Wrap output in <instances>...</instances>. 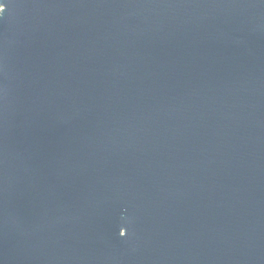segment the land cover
Instances as JSON below:
<instances>
[{
	"label": "water",
	"instance_id": "water-1",
	"mask_svg": "<svg viewBox=\"0 0 264 264\" xmlns=\"http://www.w3.org/2000/svg\"><path fill=\"white\" fill-rule=\"evenodd\" d=\"M0 15V264H264V0Z\"/></svg>",
	"mask_w": 264,
	"mask_h": 264
},
{
	"label": "clouds",
	"instance_id": "clouds-1",
	"mask_svg": "<svg viewBox=\"0 0 264 264\" xmlns=\"http://www.w3.org/2000/svg\"><path fill=\"white\" fill-rule=\"evenodd\" d=\"M0 17H3L2 15H0Z\"/></svg>",
	"mask_w": 264,
	"mask_h": 264
},
{
	"label": "snow or ice",
	"instance_id": "snow-or-ice-1",
	"mask_svg": "<svg viewBox=\"0 0 264 264\" xmlns=\"http://www.w3.org/2000/svg\"><path fill=\"white\" fill-rule=\"evenodd\" d=\"M5 11H6V8H5Z\"/></svg>",
	"mask_w": 264,
	"mask_h": 264
}]
</instances>
